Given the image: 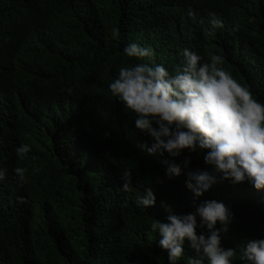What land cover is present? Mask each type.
Segmentation results:
<instances>
[{"label":"clouds","instance_id":"clouds-1","mask_svg":"<svg viewBox=\"0 0 264 264\" xmlns=\"http://www.w3.org/2000/svg\"><path fill=\"white\" fill-rule=\"evenodd\" d=\"M220 2L216 8L227 9L236 19L226 23L229 35L248 21L264 23V10L250 7L243 18L225 0ZM155 3L154 17L162 21L167 15L162 11L163 0ZM189 15L194 14L189 12ZM203 20L210 26L209 35L223 28L222 19L214 12H207ZM78 26L88 34L94 33L88 25ZM115 32L118 35V30ZM263 32L248 26L242 44L248 43L256 49L262 43ZM123 49L129 57L127 61L134 65L117 70L109 67L107 83L93 86L94 94L90 93L91 87L73 86L59 100L54 90L37 92L17 88L12 92L8 90L9 81H0V152L15 154L14 159H5L2 166L24 184L32 180L33 167L32 174L49 182L54 180L52 190L44 184L32 193L28 216L45 214L40 232H45L47 241L29 247V252L23 254L25 263H77L96 239L103 257L121 240L130 247L126 248L130 252L132 248H150L166 253L168 264H177L185 253L187 241L195 253L189 257L188 264H264V103L222 67L221 56L210 55L207 41L200 51L183 49L179 62L162 61L163 65L149 64L147 58L153 56V49L143 41L139 46L129 45L127 40ZM0 53L10 59L7 46ZM86 57L85 75L91 82L96 76V66L106 61V51L98 46ZM168 70L176 72L170 74ZM46 102L54 116L47 119L58 124L49 141H43V134L33 131L35 121L28 123L24 117L25 111L35 108L46 118V110L42 109ZM13 121L23 125L26 140L11 148L9 132ZM41 130L49 136L45 126ZM52 141L50 152L44 145ZM185 150L203 152L204 164L212 169V172L187 171L186 187L194 197H201L224 181L233 185L245 182L260 195L259 202L255 198L248 212L244 207L246 214L252 216L251 221L234 223L227 205L216 200H206L186 215H177L171 206L162 203L168 213L166 221L154 220L150 215L156 205L154 188L139 178L133 181L130 171L123 172L120 179H109L118 170L116 155L126 160L135 155L140 162L156 165L151 159L153 154L167 153L177 158ZM189 164L188 157L182 164H170L164 178H157L156 183L163 184L180 176L182 168L187 169ZM2 166L0 181L7 173V168ZM83 174L108 180L93 217L99 227H105L97 237L86 231L87 222L92 221L86 215V220L71 218L66 222L55 216L56 209L67 202L63 197H72L82 187ZM76 180L81 182L77 184ZM106 196H109L107 200ZM85 198L86 195H80L79 200L73 199L74 208L84 204ZM12 199L21 203V213L26 201L17 196ZM256 205L260 208L259 216ZM131 209L137 219L128 217ZM140 219H149L150 224L141 223ZM197 228L204 231L198 234ZM239 228L249 238L224 246L222 236L236 234ZM67 229H72L73 238ZM78 249H84L83 253Z\"/></svg>","mask_w":264,"mask_h":264},{"label":"trees","instance_id":"trees-1","mask_svg":"<svg viewBox=\"0 0 264 264\" xmlns=\"http://www.w3.org/2000/svg\"><path fill=\"white\" fill-rule=\"evenodd\" d=\"M225 2L242 14L243 18L250 7L264 10V0ZM220 4V0H163L162 11L167 15L164 20L157 21L154 17L155 0H0V51L7 46L10 53V59L0 53V81H9L8 90L12 92L17 88L36 89L37 92L54 90L59 100H62L68 94V89L73 86L91 87L90 93L94 94L93 86L107 83L106 73L109 67L117 70L134 65L127 61L129 57L124 55L125 48L122 50V45L127 40L129 45L139 46L143 41L147 47L153 49V56L147 58L150 65H163L162 61L179 62L183 49L200 51L207 41L210 55L221 56L224 63L222 67L238 82L248 86L254 98L264 103V32L261 35L262 43L256 49L248 43L242 44L248 26L264 30V23L248 21L229 35L225 29L226 23L232 18L236 19L227 9L216 8ZM189 12L194 15L190 16ZM207 12L218 14L223 22V28L216 29L213 35H209L210 26L203 20ZM78 24L92 27L94 33H86ZM115 30H118V35ZM98 46L106 51V61L96 66V76L90 82L85 75L86 55ZM168 72L175 74L176 71ZM49 106V102L42 105V109L46 110V118L35 108L24 112L26 122L33 124L35 121L33 131L42 133L43 141L52 139L58 126L47 119L54 118ZM42 125L47 128L49 136L42 132ZM9 135L12 139L11 148L26 140L23 136V125L18 121L12 122ZM53 143L54 141L46 142L44 147L51 152ZM203 155V152L189 153L187 150L177 158H172L167 153H156L151 156L156 165L143 163V160L140 162L135 155L129 156L128 160L116 155L118 170L111 174L109 179H120L123 172L130 171L133 181L139 178L154 188L156 205L150 211L154 220L166 221L168 213L161 206L162 203L171 206L175 214L186 215L194 212L195 206L200 203L216 200L227 205L233 214L234 223L251 221L252 216L246 213L255 204V198L257 203L259 202L260 195H256L247 183L233 185L230 181H224L214 185L198 198L187 189V171L199 169L212 172V169L204 164ZM185 157L190 159V164L187 169L182 168L180 176L165 180L163 184L156 183L157 178H164L170 164H182ZM14 158L13 151L4 154L1 150L0 166L5 159ZM32 173H35L34 167L30 173L32 180L24 184L7 168L5 179L0 181V264H26L23 254L29 252L27 249L38 243L46 244L45 232H40L45 214L29 217L28 210L31 212L32 193L44 184L52 190L54 180L49 182ZM80 178H83L82 187H79L72 197H63V201L67 199V202L62 208L56 209L55 216L61 222H66L71 218L86 220V215L92 220L87 222L86 231L89 230V235L93 233L97 237L105 227H99L93 217L108 180L94 179L89 174H83ZM79 182L81 181L77 184ZM80 195H86V200L84 204L82 202L74 208L73 199L79 200ZM13 196L23 197L26 201L21 213V203L12 199ZM107 198L109 196H106V200ZM255 209L259 216L260 208L256 205ZM128 217L132 218L131 220L137 219L133 209L128 213ZM139 221L150 224L149 219ZM201 231L204 230L197 228L198 234ZM67 232L70 237H74L72 229H67ZM83 234H86L85 231ZM152 234L155 235L153 231ZM248 238V234L239 228L236 234H224L222 244L227 246L234 241L243 239V242ZM126 248L130 247L120 240L116 242L115 249L103 257V250H100L97 240L93 239L88 249H85L87 251L84 257L74 264H168L167 254L164 252L150 248H132L130 252ZM78 250L81 253L84 251ZM184 252L177 264H188L189 257L195 255L187 241L184 244Z\"/></svg>","mask_w":264,"mask_h":264}]
</instances>
